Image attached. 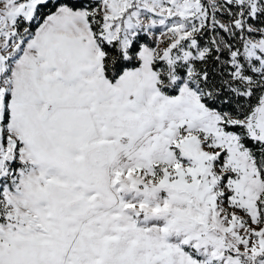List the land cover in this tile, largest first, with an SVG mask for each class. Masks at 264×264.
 <instances>
[{
  "label": "snow or ice",
  "instance_id": "obj_1",
  "mask_svg": "<svg viewBox=\"0 0 264 264\" xmlns=\"http://www.w3.org/2000/svg\"><path fill=\"white\" fill-rule=\"evenodd\" d=\"M0 264H264V0H0Z\"/></svg>",
  "mask_w": 264,
  "mask_h": 264
}]
</instances>
